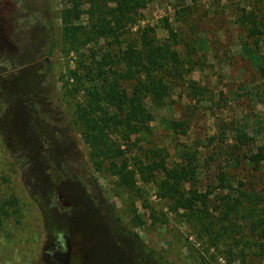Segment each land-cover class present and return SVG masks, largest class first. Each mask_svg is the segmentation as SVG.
Returning a JSON list of instances; mask_svg holds the SVG:
<instances>
[{
    "label": "rangeland",
    "instance_id": "obj_1",
    "mask_svg": "<svg viewBox=\"0 0 264 264\" xmlns=\"http://www.w3.org/2000/svg\"><path fill=\"white\" fill-rule=\"evenodd\" d=\"M63 8L62 0H0V193L18 201V216L0 220V264H53L45 252L57 235L44 218L61 212V183L78 188L99 212L96 205L112 206L125 238L135 233L171 264H226L222 248L200 244L190 231L193 219L173 211L176 197L162 199L155 184L138 177V190L125 191L94 170L74 123L80 97L72 98L66 84L74 54L62 38ZM245 13L264 23V0H152L125 35L94 46L113 54L148 34L178 54L183 77L159 104L145 102L149 131L129 143L141 160L149 149H164L168 165L181 169L183 192L216 190L222 183L214 174L225 173L232 189L209 196L214 217L222 196L264 190V164L255 172L250 160L264 146V28L248 38ZM80 25L87 26L85 18ZM241 133L251 142L233 148ZM132 209L142 227L133 226ZM234 221L238 237L241 221ZM73 251L70 264H77L81 252L76 245Z\"/></svg>",
    "mask_w": 264,
    "mask_h": 264
},
{
    "label": "trees",
    "instance_id": "obj_2",
    "mask_svg": "<svg viewBox=\"0 0 264 264\" xmlns=\"http://www.w3.org/2000/svg\"><path fill=\"white\" fill-rule=\"evenodd\" d=\"M151 1L62 0V38L74 54V67L66 84L70 83L68 92L72 98L80 97L74 123L90 150V163L96 172L109 173L116 186L125 191L138 190V177L145 185L155 184L162 199L176 197L173 211H182L187 221L192 218L190 231L196 240L210 249L221 247L219 253L226 264H264V190L246 189L240 199L232 198L233 203L228 195L222 196L214 210L218 217H214L210 213L213 208L209 209V196L232 189L225 173L214 174L223 187L205 193L193 189L183 192L181 169L168 165L164 149H149L141 160L129 143L131 136L147 135L149 113L145 102L149 99L159 104L168 97L175 87L173 83L184 75L182 61L167 44H157L148 34L138 36L135 43L126 44L117 52L112 50L113 54L94 46L110 37L125 35L132 28L134 17ZM242 16L248 20L246 25H250L246 29L248 38L260 35L258 27L264 28V23L252 13ZM84 18L87 26L83 27L80 23ZM182 132L185 135L186 128ZM249 141L246 133L237 134L233 148L246 146ZM257 148V153L250 157L255 172L264 164V146ZM186 156L182 153L181 159ZM56 196L61 212L58 215L54 210L48 212L44 228L56 235L70 233L81 252L75 259L77 264H171L159 253L147 249L135 233L129 232L125 238V227L112 206L96 205L103 217L97 220L91 213L93 201L81 197L74 188L61 183ZM132 211L133 226L142 227L143 220ZM17 216L16 197L0 193V220ZM106 217L113 224H106ZM231 218L241 221L238 237L232 230L236 223L230 224ZM152 220L159 221L155 217ZM161 224L166 221L161 220Z\"/></svg>",
    "mask_w": 264,
    "mask_h": 264
},
{
    "label": "flooded vegetation",
    "instance_id": "obj_3",
    "mask_svg": "<svg viewBox=\"0 0 264 264\" xmlns=\"http://www.w3.org/2000/svg\"><path fill=\"white\" fill-rule=\"evenodd\" d=\"M66 185L70 186L71 188H74L81 197L85 198V195L80 192V190L76 187H74L72 184L66 183ZM92 204V202H91ZM92 207V206H91ZM93 208V207H92ZM94 209V208H93ZM93 215L98 220V218H103L100 216V213L97 209L92 210ZM81 242V241H80ZM74 238L71 237L70 233L68 234H59L57 235L52 242L49 243V246L46 248L45 256L47 259H49L53 264H61L63 254L69 253L70 256V262L73 258L74 251L73 247L75 244ZM56 254L55 258L54 255Z\"/></svg>",
    "mask_w": 264,
    "mask_h": 264
},
{
    "label": "water",
    "instance_id": "obj_4",
    "mask_svg": "<svg viewBox=\"0 0 264 264\" xmlns=\"http://www.w3.org/2000/svg\"><path fill=\"white\" fill-rule=\"evenodd\" d=\"M56 254L54 255L55 258ZM62 263L61 264H70V256L69 253H65L63 254V258H62Z\"/></svg>",
    "mask_w": 264,
    "mask_h": 264
}]
</instances>
